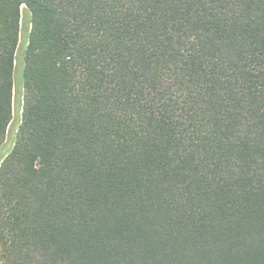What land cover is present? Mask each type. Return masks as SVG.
<instances>
[{
	"label": "trees",
	"instance_id": "1",
	"mask_svg": "<svg viewBox=\"0 0 264 264\" xmlns=\"http://www.w3.org/2000/svg\"><path fill=\"white\" fill-rule=\"evenodd\" d=\"M0 264H264V0H0Z\"/></svg>",
	"mask_w": 264,
	"mask_h": 264
},
{
	"label": "rangeland",
	"instance_id": "2",
	"mask_svg": "<svg viewBox=\"0 0 264 264\" xmlns=\"http://www.w3.org/2000/svg\"><path fill=\"white\" fill-rule=\"evenodd\" d=\"M23 27H22V34H21V43H20V47H19V51H18V61L22 59L23 56V52L25 50L26 47V39L28 37V33L30 28H27L26 24L28 22V14L27 11L25 10V7L23 8ZM20 77H21V66L19 63H17L16 66V83H17V87L19 86V82H20ZM18 88L16 89L15 93H14V115H13V122L12 125L10 127L9 133H8V137L6 139V143H10V139H11V135L13 132H15L16 128H17V123L20 120V112L18 113V111L21 109L23 102L22 100L20 101V103L18 102Z\"/></svg>",
	"mask_w": 264,
	"mask_h": 264
},
{
	"label": "built area",
	"instance_id": "3",
	"mask_svg": "<svg viewBox=\"0 0 264 264\" xmlns=\"http://www.w3.org/2000/svg\"><path fill=\"white\" fill-rule=\"evenodd\" d=\"M22 114H23V110L21 109V110H20V115H21V117H20V121H21V118H22Z\"/></svg>",
	"mask_w": 264,
	"mask_h": 264
}]
</instances>
